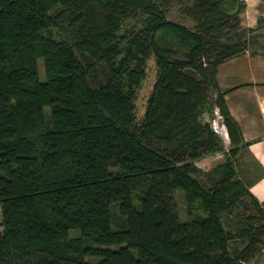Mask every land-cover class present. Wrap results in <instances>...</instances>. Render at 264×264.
<instances>
[{
	"label": "trees",
	"instance_id": "16d2710c",
	"mask_svg": "<svg viewBox=\"0 0 264 264\" xmlns=\"http://www.w3.org/2000/svg\"><path fill=\"white\" fill-rule=\"evenodd\" d=\"M173 3L0 0V264H244L259 253L264 202L238 176L241 132L215 80L249 45L245 4L193 0L179 6L188 27L167 18ZM215 107L227 144L201 120ZM217 152L205 185L196 161ZM243 198L254 213L231 250L222 216Z\"/></svg>",
	"mask_w": 264,
	"mask_h": 264
},
{
	"label": "crops",
	"instance_id": "0c3cea01",
	"mask_svg": "<svg viewBox=\"0 0 264 264\" xmlns=\"http://www.w3.org/2000/svg\"><path fill=\"white\" fill-rule=\"evenodd\" d=\"M242 1V26L253 30L252 37L264 36V0ZM215 80L241 132L243 147L235 160L238 176L264 202V46L249 44L243 53L219 63Z\"/></svg>",
	"mask_w": 264,
	"mask_h": 264
},
{
	"label": "rangeland",
	"instance_id": "374dc122",
	"mask_svg": "<svg viewBox=\"0 0 264 264\" xmlns=\"http://www.w3.org/2000/svg\"><path fill=\"white\" fill-rule=\"evenodd\" d=\"M193 0H174V3L171 7L166 9V16L169 20L175 21L177 23L186 25L188 27H192L193 21L185 14L180 11L179 6H183L185 4H191ZM131 23L132 21L129 20ZM252 35V34H251ZM261 35V34H260ZM264 36H259L256 38V35L249 38L250 46H264ZM259 42V43H258ZM178 56L182 57L181 54ZM146 76L141 81V84L136 88L135 91V104H136V116L137 120L140 121L143 117V113L145 112L147 106V99L152 91L153 83L156 79V64L154 60V56L151 55L146 62ZM38 71L41 79L45 77V69L42 60L38 61ZM209 98L212 99L213 95L209 94ZM48 113V109H47ZM219 109L215 107L213 114L214 116H210L208 112H204L201 116L202 121L209 122L212 128L215 130V127L219 125L221 122L218 121L219 117ZM218 116V117H217ZM224 142L227 144L228 138L223 137ZM227 146V145H226ZM239 153V152H238ZM238 158V154L235 160ZM225 160V156L222 153H215L213 155H209L203 160H197L196 164L199 168L203 170V173L197 175L198 179L204 183L205 185H209V177L213 176V171L215 170L214 166L218 162H222ZM234 160V161H235ZM215 177V176H214ZM176 198V211L181 220H187L189 218L187 203L185 200L184 193L181 190H177L175 193ZM246 198H243L233 209L231 214H224L222 216L225 228L230 232V234L235 237L230 241V248H242L245 245L246 240L237 236V228L241 225V221H243L248 214L254 213L252 206L249 204V201H246ZM114 208V207H113ZM115 210H117L115 208ZM118 211V210H117ZM0 220H1V208H0ZM253 224H260V220H253ZM2 228V226H0ZM76 232V230H74ZM75 234V233H72ZM95 260V258H90ZM244 264H264V244L261 245V249L259 253L255 257H253L250 261L245 262Z\"/></svg>",
	"mask_w": 264,
	"mask_h": 264
},
{
	"label": "built area",
	"instance_id": "2783aa9c",
	"mask_svg": "<svg viewBox=\"0 0 264 264\" xmlns=\"http://www.w3.org/2000/svg\"><path fill=\"white\" fill-rule=\"evenodd\" d=\"M215 130L222 136V137H226L228 138V133H227V130H226V127L220 123L219 125H217L215 127Z\"/></svg>",
	"mask_w": 264,
	"mask_h": 264
}]
</instances>
